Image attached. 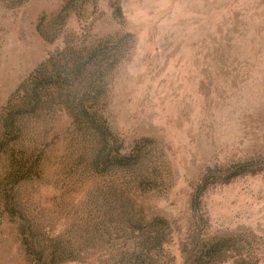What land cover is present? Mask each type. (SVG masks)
I'll use <instances>...</instances> for the list:
<instances>
[{"label":"rangeland","instance_id":"rangeland-1","mask_svg":"<svg viewBox=\"0 0 264 264\" xmlns=\"http://www.w3.org/2000/svg\"><path fill=\"white\" fill-rule=\"evenodd\" d=\"M0 264H264V0H0Z\"/></svg>","mask_w":264,"mask_h":264}]
</instances>
